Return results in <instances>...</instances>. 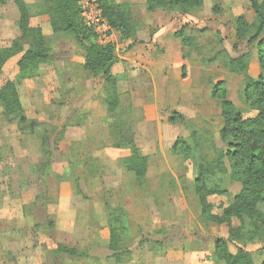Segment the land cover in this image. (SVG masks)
Returning a JSON list of instances; mask_svg holds the SVG:
<instances>
[{
    "label": "rangeland",
    "instance_id": "rangeland-1",
    "mask_svg": "<svg viewBox=\"0 0 264 264\" xmlns=\"http://www.w3.org/2000/svg\"><path fill=\"white\" fill-rule=\"evenodd\" d=\"M25 1L31 6V19L42 20L41 30L51 46L54 60L42 66L36 78L18 83L24 115L36 126L33 134L28 133V123V128L18 125L16 120L9 123L0 106V221L4 229L10 228L15 217L25 222L26 227L35 225L25 231H29L28 245L33 246L35 257L40 260L44 254L45 262L39 261L40 264H108L105 261L109 254L105 249L106 216L109 211L122 208L128 219L129 241L125 249L130 253L132 262L129 264H216L211 258L214 240L227 239L229 229L237 227L238 221L233 219L229 225H220L202 220L194 195L192 164L173 156L170 149L173 141L179 138L200 142L212 136L216 147L225 150L219 140L222 119L218 101L211 97L215 84L220 81L224 83L227 99L245 117L256 114L245 105L242 92L245 82L255 80L260 73L257 44L250 46L245 40L237 41L234 24L238 17L248 23L255 20L248 0H203L201 9L188 14L148 13L142 0H130L139 32L148 30L154 34L171 30L163 38L165 44H170L173 30H183L185 36L192 38L184 44L182 52L184 60L193 64L184 67L180 79L170 73L169 82L172 81L177 97L168 102L165 111H156V117L153 111L144 116L131 107L126 96L120 99L121 115H125L120 119L132 122L133 128L138 121L142 123L150 117L157 123L155 141H149L143 149V154L149 156L148 172L140 181L126 173L119 162L104 156L96 158L104 146H112L117 141L114 132L108 130L112 123L107 118L94 120V79L82 74L79 68L83 50L71 37L54 36L48 17L37 16L42 0ZM0 21V47H4L19 35L14 8L9 9L7 15L3 11ZM175 42L180 44L179 40ZM29 43L27 40L22 43L24 50ZM144 44L136 42L142 54ZM160 46L145 51L146 56L155 64H174L175 55L170 47L165 54ZM246 52L248 67L245 73L231 74L222 68L228 56L235 58ZM16 73V64H6L0 85L13 80ZM103 96L100 89L98 97ZM178 107L187 123L166 126L168 116ZM193 130L203 138L192 137ZM145 134L144 130L140 133L141 136ZM43 151L50 153V166L42 170H47V176L30 174L32 166L42 164ZM92 158L95 161L89 162ZM66 170L70 173L66 180L59 179ZM225 186L227 195L209 198L216 215H220L221 208L241 191L240 184L225 182ZM77 190L81 194H77ZM260 210L264 212V207ZM244 221L253 239L243 248L254 264H261L263 240L249 219L245 217ZM94 241L100 247L93 250L90 245ZM152 242L163 245L162 256L150 251L149 243ZM60 244L88 249L101 262L52 257L53 250ZM139 244L142 246L138 248ZM230 251L235 250L230 246Z\"/></svg>",
    "mask_w": 264,
    "mask_h": 264
},
{
    "label": "trees",
    "instance_id": "trees-1",
    "mask_svg": "<svg viewBox=\"0 0 264 264\" xmlns=\"http://www.w3.org/2000/svg\"><path fill=\"white\" fill-rule=\"evenodd\" d=\"M5 1L0 0V3L3 5ZM248 2L255 14V20L248 23L244 18L238 17L234 22L235 38L237 41H247L250 46L257 44V63L260 73L255 80L248 79L245 82L242 92L245 105L256 114L245 117L244 113L227 99L224 83L220 81L215 84L211 97L218 101L222 119L219 140L225 145V150L216 147L212 136L205 137L206 140L200 142L179 138L170 149L173 156L183 161H190L192 164L195 172L194 195L202 220L208 224L220 225H229L233 219L238 221L237 227L229 229L227 239L214 240L211 258L216 264H254L251 255L243 248L253 239V233L246 229L245 217L249 219L255 231L260 233L264 243V212L260 210L261 206L264 207V38H261L264 33V1L248 0ZM14 4L18 11L16 27L19 36L8 45L0 47V75L11 58L20 57L16 64L15 79L5 81L0 86V106L9 123L16 120L18 125L24 127H27L28 123L30 126L28 133L33 134L36 126L34 122H28L24 115L18 83L36 78L40 67L50 65L54 58L51 46L41 28L30 26V19L33 17L31 6L24 0H16ZM99 4L110 29L117 32L122 41H132L140 31V26L134 18L131 5L116 3L115 0H99ZM202 6L203 0H146L145 3L148 13L162 11L188 14L201 9ZM80 12L79 0H42V7L37 16L48 17L54 36L71 37L83 50L82 69L86 74L93 78L101 76L104 83L102 99L107 106L106 120L112 123L108 126V130L114 132L117 141L112 147L129 152V156L119 160V164L137 181L143 180L148 172V157L141 153L135 143L132 122H127L125 118L120 119L124 114L121 115V100L117 93L119 80L111 74L112 66L118 61V57L115 56V46L110 43L99 44L97 35L83 24ZM175 36L183 45L192 40L183 34V30L177 32ZM26 40L30 43L24 50L22 43ZM226 53L224 52V55ZM247 55L248 52L236 58L228 56L221 64L222 68L231 74L245 73L248 67L245 60ZM168 123L177 125L186 124L187 121L183 115L173 113L169 116ZM199 134L193 130L191 136L197 135L201 140L203 136ZM94 161L93 158L89 160V162ZM45 166L47 168L50 166V153L43 151L42 164L32 166L30 174L47 176V170L42 172ZM69 174V170H66L59 179L66 180ZM225 182L240 184L241 191L227 206L221 208L220 215H216L213 213L214 206L209 198L227 195ZM77 194H81L80 190H77ZM127 220L126 211L122 208L113 209L106 216L107 249L112 253L110 258L113 259L114 264L132 262L129 251L125 249L129 241ZM51 225L52 222H49V226ZM149 245L151 252L156 253L157 256L163 255V245L160 242H152ZM92 246H94L93 242ZM140 246L142 245L139 244L138 248ZM230 246L234 248V252L230 251ZM52 257L81 261L89 258V253L88 249L58 245L53 250ZM261 264H264V257Z\"/></svg>",
    "mask_w": 264,
    "mask_h": 264
},
{
    "label": "crops",
    "instance_id": "crops-1",
    "mask_svg": "<svg viewBox=\"0 0 264 264\" xmlns=\"http://www.w3.org/2000/svg\"><path fill=\"white\" fill-rule=\"evenodd\" d=\"M15 1L16 0H6L3 5L0 3V16L3 13V11H5L7 15V11L13 7L14 19L17 20L18 11L14 4ZM118 1L115 0L116 3L124 2L131 5L130 0H118ZM24 2L26 3L25 0ZM141 3L142 4L146 3V0H142ZM142 13L145 14L143 10ZM41 21L42 20L33 21V19H30V26L41 28L42 27ZM169 31L171 30H163V31L161 30L152 34L148 30H146L144 32H139L132 41H122L117 32L111 31L110 44H113L115 46V50H116L115 56L118 57V61L111 68V74L114 77L118 78L119 80L117 83V93L120 96V99L126 96L130 101L131 107L137 113H142V115L144 114V116L151 114V112L153 111L152 114L154 113V116L156 117L155 115L156 111L158 112L161 110L163 112L165 111V109H167L166 107H168L169 105L168 102L171 101L172 99H176L177 97L176 89H174L173 83H171L172 81L169 82V76L171 75L170 73L172 72L173 77L180 79L181 73L185 69L184 67H188L189 64H193L191 61L190 63L187 60H184V55L182 52V47L184 45L182 44L181 40L179 38H176L175 36V34L181 30L179 31L173 30L171 32L172 39L170 44L164 43L163 38L166 36L165 34H167ZM174 39L179 40L180 44L178 45ZM136 42L145 43L143 45L144 54L141 53V51L136 45ZM98 43L101 45L106 44V42L105 43L98 42ZM159 45H161L160 47L165 54L169 52L168 49L170 47L171 50L170 52L175 55L173 59L174 64H155L151 62L150 58L146 56L145 51H151L152 48H155L156 46ZM19 57L20 56L11 58L6 64H8L9 62H11L12 64L13 63L17 64ZM83 64H84V60L81 62V64H79L80 65L79 68H81L80 70H82V74L85 75L86 73L82 69ZM41 68L42 66L40 67L39 72ZM3 71L1 75H3ZM86 75L90 77L88 74ZM93 79H94V120H97L100 118L107 117V106L103 102L102 99L103 97L102 98L98 97L99 90L100 89L103 90L104 87V83L101 76L95 77ZM149 97L150 99H148ZM174 111L175 113H179L185 116V114L181 111V107H178L177 110ZM154 121H156V119H152L150 117L145 119V121H143L142 123L141 121H138L135 124V128H133L135 143L137 147L140 149L142 154L144 152L143 149L146 148L145 144H148L149 141L151 142L155 141L157 123H153ZM166 126L171 127L172 125L168 124ZM142 127L144 128L142 129ZM143 130H144V134L146 133L145 136L140 135V133ZM175 141H173L172 146ZM143 155L149 157L148 154H143ZM101 156L108 157L116 162H119V160L128 157L129 152L125 150L113 149L112 146L106 145L102 148V150H100L97 153L96 158L100 159ZM1 207L2 206L0 204V213L2 210ZM24 225L25 222H20L18 218L15 217V221L11 222L10 228L5 230L0 221V264H36V262L40 264L39 261L45 262L44 254L40 257V260H38V258L35 257L33 246L28 245L29 231L26 233L25 230H27L28 228H32L33 226L35 227V225L32 224L31 226L28 227ZM107 244L105 246V249L106 251H108L109 254L108 256L105 257V261L108 264H114L113 259L110 258L112 253L107 249ZM90 246H92V244ZM92 247H93L92 249L94 250L96 248H99L100 245L94 242V246ZM88 253H89V258L84 259L82 261L101 262L99 258L93 256L92 252L90 253L88 251Z\"/></svg>",
    "mask_w": 264,
    "mask_h": 264
},
{
    "label": "built area",
    "instance_id": "built-area-1",
    "mask_svg": "<svg viewBox=\"0 0 264 264\" xmlns=\"http://www.w3.org/2000/svg\"><path fill=\"white\" fill-rule=\"evenodd\" d=\"M80 17L86 28L92 30L98 37V42L111 43V29L107 24L99 0H85L80 4Z\"/></svg>",
    "mask_w": 264,
    "mask_h": 264
}]
</instances>
